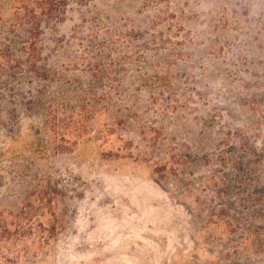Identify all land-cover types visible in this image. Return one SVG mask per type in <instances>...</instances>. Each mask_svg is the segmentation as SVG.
Segmentation results:
<instances>
[{"label":"rangeland","instance_id":"374dc122","mask_svg":"<svg viewBox=\"0 0 264 264\" xmlns=\"http://www.w3.org/2000/svg\"><path fill=\"white\" fill-rule=\"evenodd\" d=\"M28 5L0 0V264H264V0H78L37 73Z\"/></svg>","mask_w":264,"mask_h":264},{"label":"trees","instance_id":"16d2710c","mask_svg":"<svg viewBox=\"0 0 264 264\" xmlns=\"http://www.w3.org/2000/svg\"><path fill=\"white\" fill-rule=\"evenodd\" d=\"M30 5L24 8V11L20 12L18 16V24L23 25L27 29V34L29 35V48L30 51L27 54L28 64L30 68L27 69L29 72L37 73L39 69H35L36 62L39 61L38 58V50L36 48V42L41 41V36L43 30L48 27H51L58 23L64 13L66 12V8L72 2L78 0H29ZM15 42H19L22 39L21 28H14L9 30ZM14 42V41H13ZM14 42V43H15Z\"/></svg>","mask_w":264,"mask_h":264}]
</instances>
